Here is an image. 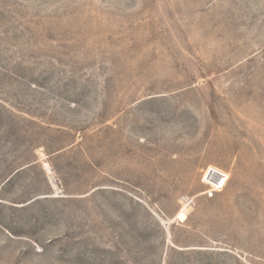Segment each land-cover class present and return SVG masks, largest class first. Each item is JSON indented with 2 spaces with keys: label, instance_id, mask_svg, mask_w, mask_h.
<instances>
[{
  "label": "rangeland",
  "instance_id": "1",
  "mask_svg": "<svg viewBox=\"0 0 264 264\" xmlns=\"http://www.w3.org/2000/svg\"><path fill=\"white\" fill-rule=\"evenodd\" d=\"M0 264H264V0H0Z\"/></svg>",
  "mask_w": 264,
  "mask_h": 264
},
{
  "label": "built area",
  "instance_id": "2",
  "mask_svg": "<svg viewBox=\"0 0 264 264\" xmlns=\"http://www.w3.org/2000/svg\"><path fill=\"white\" fill-rule=\"evenodd\" d=\"M229 174L223 169L210 165L203 170L201 183L204 188L203 196L207 199H213L221 194L227 187ZM193 198L186 199V206L194 203Z\"/></svg>",
  "mask_w": 264,
  "mask_h": 264
},
{
  "label": "bare ground",
  "instance_id": "3",
  "mask_svg": "<svg viewBox=\"0 0 264 264\" xmlns=\"http://www.w3.org/2000/svg\"><path fill=\"white\" fill-rule=\"evenodd\" d=\"M185 211H186V210H185ZM185 211L182 210V212H180V213H181L180 216H181L182 219H185V218H186V213H185ZM180 216H179V217H180Z\"/></svg>",
  "mask_w": 264,
  "mask_h": 264
}]
</instances>
